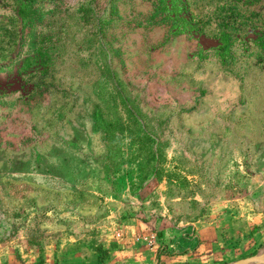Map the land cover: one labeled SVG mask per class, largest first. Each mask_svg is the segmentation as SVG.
Masks as SVG:
<instances>
[{"label": "rangeland", "instance_id": "obj_1", "mask_svg": "<svg viewBox=\"0 0 264 264\" xmlns=\"http://www.w3.org/2000/svg\"><path fill=\"white\" fill-rule=\"evenodd\" d=\"M185 2L199 33L155 0H0V264L179 262L264 178V0Z\"/></svg>", "mask_w": 264, "mask_h": 264}, {"label": "crops", "instance_id": "obj_2", "mask_svg": "<svg viewBox=\"0 0 264 264\" xmlns=\"http://www.w3.org/2000/svg\"><path fill=\"white\" fill-rule=\"evenodd\" d=\"M243 174L241 172V176L248 179V172L243 171ZM245 182L247 180H244ZM251 182L259 184L252 185L249 189L248 186H245V191L228 196L231 200L225 199L210 207L205 219L196 225L193 237L195 239L191 241L189 251L178 254L176 261L223 264L220 261L225 259L224 253L234 255L236 246L241 247L246 244V247L255 253L264 248V178L254 179ZM160 223L150 221L140 229L165 226L164 222ZM252 225H255L254 233H251ZM137 228L140 230L139 227ZM195 240L198 241L195 242ZM132 241V247L141 245L142 248L149 249V246H146L147 238L144 236L137 235V239L133 238ZM147 257L150 258L148 264H152L154 260L155 262L163 261V256L158 255L157 252H149ZM166 263L168 262L164 264ZM140 264L142 263L140 262Z\"/></svg>", "mask_w": 264, "mask_h": 264}, {"label": "trees", "instance_id": "obj_3", "mask_svg": "<svg viewBox=\"0 0 264 264\" xmlns=\"http://www.w3.org/2000/svg\"><path fill=\"white\" fill-rule=\"evenodd\" d=\"M155 1H156V12H158V14L160 13L164 17V19L171 22L172 31L174 33L191 34L192 30H194L197 33L201 32V30H197L198 29L197 25H200L199 24L200 22L197 21L191 15L187 6V2H185V0H155ZM222 37L223 39L228 41V39L230 38V34L223 32ZM258 39L264 42V33L259 35ZM96 251L98 252V261L99 263H102L104 261V254L106 250H104L101 246H99L96 248Z\"/></svg>", "mask_w": 264, "mask_h": 264}, {"label": "water", "instance_id": "obj_4", "mask_svg": "<svg viewBox=\"0 0 264 264\" xmlns=\"http://www.w3.org/2000/svg\"><path fill=\"white\" fill-rule=\"evenodd\" d=\"M116 264H129V263H116ZM170 264H198V263H190V262H173ZM223 264H264V248L251 256H247L244 258H240L230 263Z\"/></svg>", "mask_w": 264, "mask_h": 264}, {"label": "built area", "instance_id": "obj_5", "mask_svg": "<svg viewBox=\"0 0 264 264\" xmlns=\"http://www.w3.org/2000/svg\"><path fill=\"white\" fill-rule=\"evenodd\" d=\"M147 238V244L151 245L153 243H156L157 241V236L155 233H151L148 236H146Z\"/></svg>", "mask_w": 264, "mask_h": 264}]
</instances>
